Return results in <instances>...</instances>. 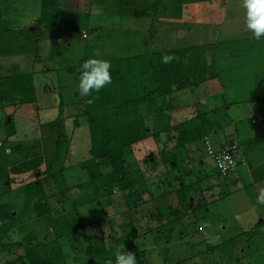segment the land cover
<instances>
[{
	"label": "rangeland",
	"instance_id": "1",
	"mask_svg": "<svg viewBox=\"0 0 264 264\" xmlns=\"http://www.w3.org/2000/svg\"><path fill=\"white\" fill-rule=\"evenodd\" d=\"M0 1V30H8L7 33H0V87L7 89L10 83L7 78L10 76L31 71L34 73L31 92L28 88L20 90L21 86H14V93L10 97L3 100L0 97V203L15 204V211L12 212L14 216L26 207L31 208L33 202L28 205L23 203L25 197L21 186L40 177L43 197L51 209V215L82 225L81 230L75 234L55 240L57 244H46L43 249L29 253L27 249L34 243L23 244L22 247L14 245L22 240L23 234H18L14 229L3 233L0 231V264H109V260L114 262V253L118 250L133 252L137 264L140 260L145 264H264V224L257 230L253 222H239L231 217L235 209H238L239 205L235 201L242 192H237L227 199H220L223 203L215 205L217 193L222 190L236 192L235 184L230 183L228 187L222 185L220 189L214 188L219 179L207 176L213 163L211 162V165L206 162L204 165L201 172L206 171V174H197L189 161L190 156H187V147L191 143L186 142L188 139L202 141L205 149V136L199 129L202 128L201 115L198 112L201 108L197 107L200 96L204 94L203 88L191 87L177 94L157 96L155 105L151 100L154 95L153 88L148 87L152 79H147L149 82L146 83L147 89L151 91H143L146 81V73L143 72L148 69L157 70L153 55L161 48L166 49V34L174 31L169 26H158L155 21L150 25L146 20L135 19L136 9H147L146 0H58V16L63 11L61 17L68 21L71 10L78 12L82 20L78 34L85 27V33L88 34V38L82 39V43H79L80 39L76 37L70 41L69 46L65 44L68 37L53 39L59 40L63 48L59 55L51 54L52 51L49 54L51 43L45 41L54 27H58V16L48 20L44 31L34 35V29L29 25L37 16L35 12L38 10L39 0ZM175 1L176 3H172L175 7H184L185 10L194 8V20L199 18V11L210 10V26L208 35L204 31L202 38L199 30L202 23H197L198 29L194 28L185 38L169 44L172 51H178L177 48L183 51L190 46V42L202 43L203 40L213 45L221 41L229 24L227 22L221 28L219 26L223 21L224 12H227L231 19L234 12L232 10L237 9L232 3L233 0ZM135 3L138 8L133 6ZM89 4L92 11L88 10ZM166 14L168 13H163ZM82 16H86L88 23H85ZM149 26L152 27L145 31V27ZM161 26L163 28L159 31ZM96 28L99 30L97 34L94 32ZM235 31L232 30L234 33ZM62 33L59 30L60 36L64 35ZM85 33L82 32L83 38L86 37ZM159 41H162L163 45ZM80 45L89 48L86 52L88 56L85 55L88 59L98 58L106 59L110 63L115 62L120 72L123 84L122 100H125L126 104L117 111L107 112L106 117L113 124L129 125L133 129L132 138L135 143L131 148L124 149L123 158L129 168L119 189L107 181L111 168L103 163L99 168L100 177L93 185H85L82 192H60L63 185L60 183L58 170L63 145L60 143L58 154L55 155V129H51L48 122L57 118L61 103V112L67 117L66 129L71 132V120L82 110L79 105L78 78L68 70L76 68L87 59L80 60ZM199 48L202 47H195L196 53ZM137 51L140 54H152L147 56L152 60L145 61V58L138 62L134 57L139 55ZM164 54L169 55L166 52ZM138 71H143L141 78ZM133 74L134 76L130 77ZM128 79L135 80L130 81L134 83L133 91L127 88ZM137 79L141 80L140 89ZM169 97L173 100L172 104L179 107V117L173 116L177 109L169 110V106L167 111L164 107ZM146 99L151 101L145 104ZM156 110L165 113L164 116L155 117L153 113ZM79 122L80 127L69 135L71 158L78 162L85 158L89 149L86 118L82 116ZM8 123H11L13 128L12 133L5 139V124ZM215 127L216 125H213L212 130ZM4 139L7 141H3ZM193 145L194 143H191V146ZM171 156H174L173 161L169 160ZM43 158L47 164L50 161L51 164L46 175L40 176ZM131 179L136 182L133 189L145 191V194L137 201L136 206L129 208L133 201L126 196L124 184L126 180ZM242 182L244 185L240 189L248 192V182ZM80 194L84 199L87 196L92 197V203L75 206L74 198ZM196 203L200 205V209L193 208L195 212L191 216L190 208ZM178 207L179 211L185 214L183 219L175 224L162 226L152 217L158 212L163 215L173 212V209L177 210ZM202 207L208 208L203 210ZM228 207L231 216L222 214L223 210L229 213ZM129 219L133 223L135 234L138 235L136 244L133 248L128 245L115 247L111 244L109 236L126 237L130 233L126 226ZM48 224L49 222L43 219L32 220L27 222L24 229L35 232V242H41L43 237L48 241L52 239L46 235ZM48 227L50 229V224ZM241 228L247 233L240 232ZM237 233L239 234L236 235ZM98 241H102L108 248V257L90 262L85 260V246ZM51 247L60 251L49 252Z\"/></svg>",
	"mask_w": 264,
	"mask_h": 264
},
{
	"label": "crops",
	"instance_id": "2",
	"mask_svg": "<svg viewBox=\"0 0 264 264\" xmlns=\"http://www.w3.org/2000/svg\"><path fill=\"white\" fill-rule=\"evenodd\" d=\"M153 2H157L154 8L151 7ZM173 2L176 3L175 0H162L161 2L159 0H146L147 9L144 11L136 9L137 13H135V19L138 21L146 20L150 25L155 21L158 26L164 25L174 29L171 34H166L168 35V38L165 39L167 44L166 49L161 48L158 53H154L153 55L154 66L157 70L154 69V71H151L148 69L145 72L138 71L140 78L142 72L146 73L143 91H151L147 89L148 85H146V83L149 82L147 79L150 78L152 82L148 87L153 88V91L158 93L157 87L160 86L162 80L160 76L165 73L163 68L166 64L161 62V57L164 55V52L169 53V55L173 57L171 63L178 67L179 72L182 75H187L185 77V90L191 87L198 89V86L203 88L204 94L200 96V102L197 107L201 108L198 112L199 115H201L200 118L202 121L200 125L202 128L199 129L202 131L203 136H205V141L208 142L212 150L215 151L226 144L236 142L240 148L239 156L244 160L243 166H239L233 173L225 178L218 177L214 167L211 166L210 174L207 176H215L219 179L218 183L215 182L214 188L220 189L222 185L228 187V185L232 183L233 185L235 184L237 189L236 192L232 193H230V191H220L217 193V200H215L214 204L223 203L221 202L223 200L220 199H227L236 195L237 192H242L241 196L236 198L235 202H237L239 206L237 207L238 209H235L232 216L230 215L229 207L227 208L229 209V213L223 210L222 214L229 215L239 222H253L254 227L258 230L264 224V205H260L256 201L258 193L264 190V39L256 40L251 32L248 31L245 26V10L241 7L240 0H233L232 3L237 9L232 10L234 11L232 18L229 19L230 15L224 12L222 17L223 21L219 24L221 28L222 25L229 22L221 41L215 42L213 45L205 43L203 40L202 43L190 42V46L185 50L182 51L180 48H177L178 51H172L170 50L171 47L169 44L172 45L176 40L185 38L194 28L198 29L197 23H202L199 29L202 38L204 31L206 35H208V28L210 26V10L203 12L199 11L197 14L199 18L194 20V8L191 7V10H185L184 7H175V5H172ZM89 5L88 10L91 9V4ZM133 6L136 8L139 7L136 3L133 4ZM71 12L68 21L63 20L61 17V14L64 13L63 11L60 13V16H58L59 14L57 15V22L59 25L58 27H54L49 37L45 40L49 41V44L51 43L50 50L49 45L47 46L49 54L52 51L51 54L59 55L63 49L60 46L59 40H53L55 38L59 39L61 37L63 38V36L64 38L68 37L65 39V44L68 46L71 45L70 41L76 37L80 39L79 43L83 42L82 39L88 38V34L85 33L86 27L78 34V28L80 30L82 20H80L78 12L73 10H71ZM164 12L168 14L163 15ZM131 13H133V10ZM82 17L83 19L85 18V23H88L86 16ZM46 23L47 21L42 24V31H44ZM151 27L152 26L145 27V31ZM162 28L161 26L159 31H161ZM57 30L58 32L61 30L64 35L60 36ZM232 30H238V32L235 31L234 33ZM145 31L143 30V33H145ZM82 32L86 34L85 38L82 37ZM94 32L97 34L99 32L98 28H96ZM160 44L163 45L162 41ZM198 46L202 48H199L198 53H196L195 47L197 48ZM64 48L66 49L65 45ZM88 49L89 48H85V45H80V60H85V58L88 59V57H86L88 56L86 55ZM136 53L139 55H135L134 57L138 59V62L143 61L145 58H147L145 61L152 60L151 57H147L152 54H140L139 51ZM47 59L49 60V56H47ZM197 67H199V69H197ZM46 69L49 70V68ZM26 74L34 75L32 71ZM133 76L134 74L130 77ZM130 81L135 80L128 79L126 81L127 88L133 91L135 88L134 83ZM137 82L140 89L141 80L137 79ZM129 93L128 91V94ZM146 103L147 102H145V104ZM172 103L173 100L169 97L165 105H168V107L170 106L169 110L177 109V111H174V115H172L179 117L181 114L178 112L179 107ZM155 104L156 99L153 102V105ZM153 114L158 118L163 117L165 113L163 114V112L156 110ZM213 125H216V127L212 130ZM196 141L198 140L195 138L186 140L188 143H194L193 146H191L190 143L187 147L189 148L187 156H190L189 161L192 163V168L195 169V173L206 174V171H201L204 165H206V162L211 163L212 161L207 156L202 141ZM191 178H193V176ZM221 181H223L222 184ZM242 181L248 182V192L243 191V188L240 189L241 186L244 185ZM251 203L253 205H251ZM247 205H249V207ZM206 208L208 207H202L203 210ZM242 231L245 230L241 228L240 232ZM252 231L254 230L252 229ZM238 234L239 233L236 235ZM262 237H264V235H262Z\"/></svg>",
	"mask_w": 264,
	"mask_h": 264
},
{
	"label": "trees",
	"instance_id": "3",
	"mask_svg": "<svg viewBox=\"0 0 264 264\" xmlns=\"http://www.w3.org/2000/svg\"><path fill=\"white\" fill-rule=\"evenodd\" d=\"M156 3L157 2H153L151 7H156ZM37 6L38 10L35 12L37 13V16L35 19L31 20L32 22L29 25L34 29V32H32L34 35H36L38 32L40 33L42 24L57 16V12H59L58 0H39ZM1 31L7 33L8 30L2 28L0 33ZM111 66L110 75L112 79L110 84H107L99 92L93 93L91 97L80 96L79 105H81L82 110L78 115L72 118L71 121L73 130H71V132L66 129L65 120L67 117H64L61 112V103L59 104V114L57 118L51 122H48V126L51 129H55V155L58 154V147L60 143L63 145L61 164L58 170L59 179L61 181L60 183L63 185L60 192H73L74 190H77V192H82L85 185H93L94 182L100 177L99 168L103 163L109 165L111 168V172L108 173L107 176V181L111 182L114 187L118 189L121 188V181L124 180V176L127 173L126 171L129 168L125 164V160L123 158L124 149L131 148V145L134 144L135 141L132 138L133 129H131L129 125L113 124V122L108 120L106 117L107 112L113 110L117 111L126 104V101L122 100L123 84L122 80L120 79L118 65L114 62L111 63ZM68 70L71 73L73 72L76 78H79L80 65L76 66V68H69ZM163 70L165 73L160 76L162 80L160 86L157 87L158 93L153 91L154 95L151 97L152 102L157 99V96L164 97L165 95L182 91L185 88L184 79L186 75H182L179 72L178 67L170 62L166 64ZM32 77V74H21L8 77L7 81L10 83L9 86L6 87L7 89L4 90L0 87V97H2V100L10 97L12 93H14L12 89L14 86H21L20 90H22V88H28V90L31 92L33 88ZM143 98H145V96ZM89 99H91V103L88 102ZM145 101L150 102L147 99ZM164 107H166V110L168 111V105H165ZM82 116L86 118L85 127L88 131L89 149L87 150L85 158L78 162L72 160L71 158V137L69 135H72V132L80 127L79 119ZM12 128L13 127L11 126V123L5 124V139H7V136L12 133ZM5 139L3 141H7ZM173 159L174 156H171V159L169 160L173 161ZM50 164L51 161L47 164L43 158V170L40 172L41 174L39 173L40 176L46 175ZM36 171L38 172V170ZM216 175L220 177L217 173ZM5 177L7 178V174ZM39 178L36 177L34 180L21 186V191L25 197L23 203L28 205L29 202H33L31 208L26 207L22 211L20 210V212L14 216L12 212L15 211V204L0 203V231L3 233L14 229L18 234H23L22 240H20L18 244L14 245L22 247L23 244L26 245L34 243L31 248L27 249V253L30 251L39 250L40 248L43 249L44 245L46 244L51 246L52 244H57L55 240L61 239L67 235H73L82 228V225L79 222H70L66 218H55L51 215V209L48 204H46L45 198L43 197L40 182L41 180H39ZM135 183V180L131 179L128 181L126 180L124 184L126 196L130 198L131 202L133 201V205H129V208L136 206L137 201L141 198V196H143V194H145V191L133 189ZM3 186H5V184H3ZM92 199V197L88 198V196L84 199L82 198V194H80L78 197L74 198L75 206L90 204L93 201ZM179 208L180 207L177 209L178 211L173 209V212L170 211L165 215L158 212L152 217L157 219V221L162 226L170 225L172 223L175 224L181 221L184 217L183 215L185 214L181 210L180 212ZM193 208L200 209V205L196 203L194 207L190 208L192 213L191 216L195 212V209L193 210ZM37 219H43L45 222H49L50 229L48 224L46 228V235L50 236L52 238L51 240L47 241V239L43 237V240H40L43 243L35 242V232L24 229V226L27 225L28 221ZM130 219L126 225L130 233L127 234L126 237L109 236L110 242H112L111 244H114L115 247L128 245L129 247L133 248L135 246L138 235L135 234V230L132 227L133 223ZM107 249L108 248L102 241L89 243L83 250L84 258L89 262L101 257L106 259L109 252ZM57 250V248L55 250H53V247L49 248V252H57ZM138 264L145 263L140 260Z\"/></svg>",
	"mask_w": 264,
	"mask_h": 264
},
{
	"label": "clouds",
	"instance_id": "4",
	"mask_svg": "<svg viewBox=\"0 0 264 264\" xmlns=\"http://www.w3.org/2000/svg\"><path fill=\"white\" fill-rule=\"evenodd\" d=\"M241 7L245 10V26L256 40L264 39V0H240ZM173 57L164 54L162 63H170ZM110 61L106 59L89 58L80 64L78 78V92L81 97H91L93 93L99 92L107 84L111 83ZM91 103V99L88 100ZM256 201L264 205V190H261ZM114 262L109 264H136V256L130 251L118 250L114 253Z\"/></svg>",
	"mask_w": 264,
	"mask_h": 264
},
{
	"label": "built area",
	"instance_id": "5",
	"mask_svg": "<svg viewBox=\"0 0 264 264\" xmlns=\"http://www.w3.org/2000/svg\"><path fill=\"white\" fill-rule=\"evenodd\" d=\"M204 144L214 170L221 178L227 177L239 166L244 165V160L239 156V145L236 142L226 144L216 151L212 150L208 142L205 141Z\"/></svg>",
	"mask_w": 264,
	"mask_h": 264
}]
</instances>
